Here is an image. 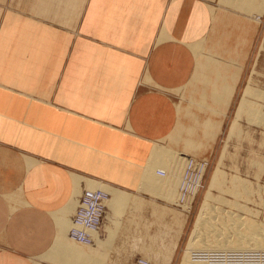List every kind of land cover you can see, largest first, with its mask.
Here are the masks:
<instances>
[{"label":"rangeland","instance_id":"rangeland-1","mask_svg":"<svg viewBox=\"0 0 264 264\" xmlns=\"http://www.w3.org/2000/svg\"><path fill=\"white\" fill-rule=\"evenodd\" d=\"M194 7L207 10L200 23L198 16L192 17ZM148 14L151 15L149 23ZM172 21L175 24L169 33L180 44L192 38L201 42L196 57L189 51L178 55L168 44L155 42L158 28ZM10 31L36 35L30 42V50L23 54L35 57L37 82L42 81L44 73L46 77L50 74L53 87L58 89L63 70L75 79L77 64H83L90 65L91 86L94 82L96 86L104 82L102 88L106 92L99 103L117 100L123 102L120 106L128 112L130 104L141 93L131 110L132 117L139 113L144 121L140 125L142 129L151 134L161 133V136L145 135V140L157 141L171 154L181 155L178 156L182 159L178 170L180 180L177 175V183L172 186L176 196L167 201V188L159 191L162 197L165 194L164 198L158 195L170 208L165 216L168 230L160 234L158 248L152 247L157 242L152 243L144 232L143 242L150 239L148 246L143 243L145 247L141 251L137 246L132 248V259H105L106 262L134 264L140 258L150 264H162V258L175 242L172 236L175 228L180 227L183 214L184 231L168 262L183 264L198 212L208 198L217 199L213 203V216L219 211L220 215H239L264 226V0H0V32ZM193 32L195 36L189 37ZM175 44L172 43L173 48ZM152 45L149 68L154 70L141 77L144 85H136L140 75L134 64L142 63L144 67ZM176 60L188 61V64L176 65ZM187 75V80L179 86L165 85ZM119 81L124 83L118 87ZM251 92L255 93L251 95ZM241 100L246 106L242 111L238 108ZM159 102L163 104L158 106ZM172 103L182 112L179 118ZM152 106L165 109L153 124L148 112ZM246 108L256 112V119ZM175 120L182 130L179 140L173 141L167 136L176 133ZM160 121L170 125L165 130L157 128ZM211 127L217 129L212 141L208 139ZM164 137L165 140H160ZM187 141L195 142L198 148L186 151ZM189 161L197 171V178L195 183L187 185V193L181 200L180 185L185 182L184 170ZM168 164L165 165L168 171H173L174 167ZM155 174L164 177V168ZM137 193L147 197L153 194ZM186 195L192 198L189 204Z\"/></svg>","mask_w":264,"mask_h":264},{"label":"crops","instance_id":"crops-1","mask_svg":"<svg viewBox=\"0 0 264 264\" xmlns=\"http://www.w3.org/2000/svg\"><path fill=\"white\" fill-rule=\"evenodd\" d=\"M35 39L30 32H0V264H59L40 257L56 240L57 219L73 217L83 191L95 181L130 196L125 205L104 213L109 219L96 236L103 258L132 259V248L149 243L141 240L144 232L157 242L159 233L167 231L168 205L153 194L137 193L153 144L144 137L161 133L151 134L134 122L131 110L141 93L128 112L117 100L99 103L106 92L104 82L91 86L90 65L77 64L75 79L63 70L58 89L50 74L37 82L36 59L23 54ZM152 49L144 67L134 64L140 75L136 85L145 72L154 70L149 68ZM187 78L165 85L173 88ZM160 168L164 165L155 167L153 174ZM182 228L180 235L174 230L176 246Z\"/></svg>","mask_w":264,"mask_h":264},{"label":"bare ground","instance_id":"bare-ground-1","mask_svg":"<svg viewBox=\"0 0 264 264\" xmlns=\"http://www.w3.org/2000/svg\"><path fill=\"white\" fill-rule=\"evenodd\" d=\"M111 6H110V8H111ZM121 7H122V5H121ZM205 8L206 9L209 8L211 10V7L208 5H206ZM206 9H200V8L194 7L192 17L197 18V16H198L197 19H198V22L200 23L202 17H204L205 14L207 13ZM172 14L174 17L177 16V14H174V12H172ZM150 18H151V15L148 14L147 19H146L147 23H149L148 21L150 20ZM174 24H175L174 21H172L171 23H168V25H164V28H163V26L162 27L160 26L158 28V31H157L158 35L156 37L155 42H157V43L161 42L160 44H165V43L168 44V46L171 48V50H173V51L175 50L178 53V55H182L183 52L189 51L191 54H193V57H196L195 55H197V53L199 51L201 42L200 41H193V38H192V41H188L186 43L180 44L177 40L178 38L171 36V34L169 33V30L173 29ZM111 25H112V22H111ZM195 32H198L197 28L195 29ZM193 36H195V33L194 32L192 34L190 33L189 37H193ZM172 43H176L174 45L176 47L173 48ZM180 45L182 46V49L178 48V47H181ZM175 64L176 65H186V64H188V61L186 62V61L176 60ZM197 66H198V64L196 62V64L194 65L195 69ZM3 89H5V88H3ZM230 91H232V90H228V92H230ZM254 93L255 92H251V95H253ZM156 104L159 106L160 104L162 105L163 102H159ZM244 107H246V106L244 105L243 100H241L238 104V108L240 109V111H242V110H244L243 109ZM172 108L174 109V111H176L177 116H178V114L180 115V113H182L180 110H178L174 106L173 103H172ZM164 110L165 109H163V108L161 109L160 107H157V106L148 107V112H150V114L152 115L151 116L152 117L151 118L152 124H153V120L158 119L160 117L159 115L162 114ZM246 110L256 119V117H255L256 112L251 111L253 109L248 110V108H246ZM134 117H135L134 118L135 122L137 121L138 125L143 126L144 121H143V118L139 115V113L135 114ZM177 118H179V116ZM177 118H176V120H177ZM163 119H165V118H163ZM145 121H146V119H145ZM174 123L176 125V130H175L176 133L170 134V136L169 135L167 136L168 137L167 139H171L173 141L179 138V136L181 134V130H182L181 124L179 122L176 121ZM167 125H170V124H168L167 122H161L160 121L157 128H161L162 130L163 129L165 130L167 128ZM211 129H213V128L211 127ZM216 133H217V129L216 130L213 129L212 132L208 135V139L211 141L214 140ZM160 140H165V137L163 139H160ZM196 147L198 148V146H196L195 142L187 141L185 150L186 151H192ZM166 149H163V147L159 146L157 141L154 142L150 146L149 154H148V158H147V166H146L143 174L141 171V174H142L141 175V184H140L138 191L139 192H148L151 194L153 193V195H157V196L159 195L160 197H162L160 194H161V192H163L162 190L165 191V189H163V188H167L168 190L166 191V197L168 198L167 199V201H168L169 199H172L171 198L172 195L175 194L173 196V198H174L177 194L176 191L172 190L175 186L173 188H172V186L177 183L176 182L177 175L180 174V171L178 172V170H179L180 162L182 159L179 158V157H181L180 153L175 154L176 155L175 156V155H173L174 153L171 154V152H169ZM166 162L169 164L171 163L170 166H172V168L174 167V170H173L174 172L168 171L167 167H165ZM159 165H164V170H165V176L163 175L164 177H157L156 175L153 174L152 170ZM167 171L169 172L170 175H167V173H168ZM180 175L178 176L179 180H180ZM179 180H178V183H179ZM90 190H103V191H106L108 193L109 199H108L107 209H114V208L116 209L122 205H125L129 201V197H130L129 194L124 192V191H121V190H119L113 186H110V185H104L101 183H96V181L91 182V189L85 190V192L90 191ZM159 191H161V192L159 193ZM173 191L175 193H173ZM85 192H83V194ZM83 194H82V196H83ZM164 195L162 198L165 197ZM82 196H81V199H82ZM132 199H133V197H132ZM186 199H187L186 203L189 204V201L192 198H190V197H188V195H186ZM215 200H217V199H215ZM215 200H213L212 198H208L206 200V202L202 204V206L198 212L197 218L195 220V224H194L191 236L188 240V243L186 245V248H185V251L183 254V264H207V263L210 264L208 262L207 258H210V257L217 258V255H220V254H222V256H223L226 254H240V253H245V252L246 253H263L264 252V226L258 225L259 223L256 224V222L254 223L252 221H248V219L245 220L244 218H242L239 215L234 216L233 214H229V213L220 215L221 212L219 213V211L217 212L216 215L213 216L212 215V214H214L213 203ZM136 201H138V200L136 199ZM80 204H81V200L78 201V205L76 207L77 209H75L76 211H75L73 217L71 216V218H67L65 220L57 219L59 230H58L56 240H55L51 250L49 252H47L45 255H43V257H40L41 259H47V260L49 259V261L53 260L59 264H104L105 259L103 258V256H105V255L103 254V248L101 246V242L97 239L96 236H97V233L99 232V229L102 226L103 222H105L109 219L108 216L103 214L101 224H100L98 230L95 232V234L93 236V242L90 246L80 245V244L76 243L75 241H73L70 237H67V234L65 236V232L68 231V236H69V232L73 228V219L75 217L77 210L80 207ZM132 204H134V203H132ZM139 205H142L141 202ZM105 211H104V213H105ZM153 218H155V217H153ZM132 219H133V217H132ZM181 219L182 220H180V223H179L180 227H178V230H179L178 234H179L180 229L182 228V226L185 222V216L183 214H182ZM134 225H136V224H134ZM142 226H144V225H142ZM148 226H150V223ZM153 229H154V227H153ZM145 230H147V229H145ZM153 232H155V231H153ZM170 233H172V232H170ZM159 234H163V233L160 232ZM173 234H175V233H173ZM174 236H172V238ZM177 238H179V237H177ZM160 239L161 238L159 237L157 243H155L154 245L152 244L153 248H156V249L158 248ZM141 240H143V239L141 238ZM148 240L150 241V239H148ZM152 240H153L152 241V243H153L154 241H156V238L152 239ZM143 246L144 245H141L138 250H140ZM146 246H148V245H146ZM175 246H176V239H175V242L173 243V245L169 248L165 258H162V260L164 259L162 264H169L168 262H170V259H172V254H173V251L175 250ZM84 247H86V248H84ZM164 248H165V246H164ZM148 251H149V249H148ZM156 253L154 255H156ZM150 256H152V254ZM203 256H205V259H203ZM155 259H154V261L156 262L157 259L156 260ZM116 261H118V260H116ZM146 261H148V260H146Z\"/></svg>","mask_w":264,"mask_h":264},{"label":"built area","instance_id":"built-area-1","mask_svg":"<svg viewBox=\"0 0 264 264\" xmlns=\"http://www.w3.org/2000/svg\"><path fill=\"white\" fill-rule=\"evenodd\" d=\"M201 165V164H200ZM161 175V172H157ZM185 182L180 185L181 200L185 195L188 184L196 182L197 171L191 167L189 161L184 170L183 176ZM109 195L103 190L86 191L81 199V204L73 219V228L69 232V237L76 243L83 246H90L93 242V236L98 230L104 211L107 209ZM181 203V201H179ZM220 254V253H219ZM205 259V256H203ZM210 264H264L263 253H240L217 255V258H207ZM134 264H150L144 259H136ZM208 264V263H207Z\"/></svg>","mask_w":264,"mask_h":264}]
</instances>
